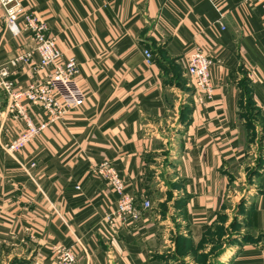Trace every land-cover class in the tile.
Masks as SVG:
<instances>
[{
    "label": "crops",
    "instance_id": "crops-1",
    "mask_svg": "<svg viewBox=\"0 0 264 264\" xmlns=\"http://www.w3.org/2000/svg\"><path fill=\"white\" fill-rule=\"evenodd\" d=\"M21 1L19 32L0 7V64L32 48L23 21L32 12L57 37L63 57L77 59L75 89L84 103L13 154L5 144L25 124L8 112L0 88V259L55 264L54 247L62 244L73 247L76 264H191L196 248L210 251L207 238L232 181L248 167L256 169L245 199L251 238L207 261L264 264V7L255 0ZM198 48L213 61L209 91L186 73ZM38 58L14 69L15 89L46 77L47 69L31 68ZM178 79L190 87L185 98L172 89ZM30 111L35 122L46 119L40 104ZM166 151L168 181L177 183L162 216L156 202L166 193L153 196L148 171ZM104 161L139 207L155 198L138 221L111 226L105 219L119 196L96 173ZM175 242L192 248L181 257Z\"/></svg>",
    "mask_w": 264,
    "mask_h": 264
},
{
    "label": "built area",
    "instance_id": "built-area-1",
    "mask_svg": "<svg viewBox=\"0 0 264 264\" xmlns=\"http://www.w3.org/2000/svg\"><path fill=\"white\" fill-rule=\"evenodd\" d=\"M264 7V0H255ZM21 0H0V7L4 10L5 21L15 32H19L18 20L22 12ZM25 30L31 34L33 46L17 56L0 64V88H3L9 97L7 110L14 117L24 122V128L5 144L10 153L21 151L27 143L35 139L49 123L59 119L68 110H77L84 103V96L76 92V77L79 73V63L72 56L64 58L59 48L58 39L49 35L47 25L34 13L23 14ZM222 29L225 25L222 24ZM148 63L152 62V53L144 50ZM34 54H38V61L31 66L32 70L39 72L47 69L45 78L34 81L25 88L15 89V68L21 64H30ZM212 58L198 48L187 59L186 73L194 79L197 87L209 91L211 87ZM63 98V100H61ZM40 104L46 113V119L35 122L31 114V105ZM96 173L109 182L119 198L113 212H109L105 219L112 226H124L130 222L138 221L141 209L153 208L150 199H144L139 207L136 197L126 191L125 181L117 172L111 162L104 161ZM55 264H76L77 256L72 246L59 244L54 247Z\"/></svg>",
    "mask_w": 264,
    "mask_h": 264
},
{
    "label": "rangeland",
    "instance_id": "rangeland-1",
    "mask_svg": "<svg viewBox=\"0 0 264 264\" xmlns=\"http://www.w3.org/2000/svg\"><path fill=\"white\" fill-rule=\"evenodd\" d=\"M177 83L179 84V87L173 86L172 89L178 92L177 94L182 95L184 98L187 97L191 91L190 87L185 83V80L183 81L181 79H178ZM257 145H260L259 141H257ZM252 148L254 149V152L257 149V146L253 145ZM171 149H173V147H171ZM166 152H162L154 156L155 159L151 161L152 170L148 171L150 191L152 192L153 196L155 198L164 197L166 193V198L163 202H156L159 208H162L160 212L162 216H166L165 214L167 208L169 207V203L174 197L172 185L177 183H170V181H168L170 177L169 173L172 172L170 171L169 173H166L169 165L168 161L170 160L168 156L169 151L167 153ZM164 154L168 157L163 158ZM247 169L248 167H246L242 171V173H238V176L242 177V179H236L235 177L232 181V187L229 192L228 201L223 213L219 216L218 219L219 224L215 225L207 238L212 243L214 242V244L210 248V251H208L207 254H201V252H199L201 247H199L198 249L196 248L195 252L192 253L193 258L189 259V263L191 262V264H194V262H200L199 264H217L218 260H215V262L209 260L208 262L207 256L211 253L219 254V252L224 251V249H226V247H228L229 244H231V242H233L234 240H236L238 243H241L242 240H249V238H251V236H249V233H251L253 228L250 225L249 221L245 218L246 214L249 213L247 210H245V205L246 200H248L249 196L251 195H248L249 192H252V176L254 175V170L247 172ZM161 170L163 171V173H159V171ZM163 177L167 179L166 183ZM235 181H237L238 184H236ZM166 185L167 189L165 191L162 186L166 187ZM154 197H148L151 200L152 204L153 200L155 199ZM248 215L250 217V214ZM224 243H226V245ZM172 244L174 245V251L181 257L187 255V252H189L192 248L189 244H178V242ZM172 248L173 247H171L170 249ZM8 263L9 259L7 260L5 256L0 259V264Z\"/></svg>",
    "mask_w": 264,
    "mask_h": 264
},
{
    "label": "trees",
    "instance_id": "trees-1",
    "mask_svg": "<svg viewBox=\"0 0 264 264\" xmlns=\"http://www.w3.org/2000/svg\"><path fill=\"white\" fill-rule=\"evenodd\" d=\"M249 105H250V104H249ZM259 165L261 166V161H260ZM255 171H256V169H255ZM255 171H254V172H255Z\"/></svg>",
    "mask_w": 264,
    "mask_h": 264
}]
</instances>
